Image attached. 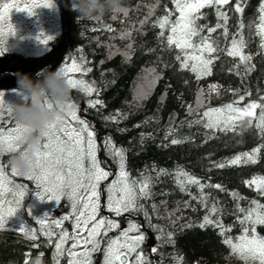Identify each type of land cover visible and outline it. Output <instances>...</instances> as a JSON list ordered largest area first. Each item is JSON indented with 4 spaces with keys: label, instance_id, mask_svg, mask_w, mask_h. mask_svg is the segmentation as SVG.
<instances>
[{
    "label": "trees",
    "instance_id": "trees-1",
    "mask_svg": "<svg viewBox=\"0 0 264 264\" xmlns=\"http://www.w3.org/2000/svg\"><path fill=\"white\" fill-rule=\"evenodd\" d=\"M238 2L242 3L244 8L242 13L234 11ZM68 3L71 11V32L66 58L71 60L76 57L79 60V57L83 56L87 61L85 67L91 68L92 71L83 76L81 73L74 75L78 79L83 78L94 83L98 90L88 96L78 89H73L70 102L77 105L79 117L85 119L95 131L99 158L107 169L114 174L118 172L116 162L104 148L105 139L111 137L117 147L127 149L126 170L130 172L132 178L138 179L142 174L153 178L152 191L155 195L151 200L142 202L148 207L150 215L151 203L157 204L158 213L153 215L152 224L160 225L166 231L172 232L175 243L160 247V242L156 239L159 233L147 227L142 214L125 213L119 217L121 229L127 226L129 219L137 221L142 226V231L147 236L142 248L154 264H159L160 253L164 254V264H174L170 254L182 255L183 264H243L235 258L226 259L230 256V250L223 244V237L218 229L212 226L199 227L208 209L202 207L198 201L190 200L187 192L180 191L175 173L178 168H182L204 183L222 185L224 191L214 188H206L205 191L210 193L211 199L217 201L218 206L223 209L220 218L226 226L234 224L236 219L233 213L237 202L233 200L231 192H238L240 196L247 198L239 201L242 207L247 208L249 201L254 199L264 203V197L259 196L254 187L249 188L245 183L253 177L264 176V149L261 150L255 164L241 163L224 168L213 166L226 162L235 155L250 152L254 147L264 143V138L260 137L255 129L243 134H234L214 132L205 129L203 124L193 123L189 127V122L199 119V116L188 112V106L197 108V96L201 89L204 91V104L199 111L206 110L208 106L220 107L231 103L234 98L238 99L233 94L237 89L240 94L246 90L252 93L250 97L245 96L240 102L241 107L264 96V49L260 46L261 38L257 34V26L260 23L259 6L264 0H230V4L224 6L229 15V37L227 41L220 37V47L222 49L230 47L233 34L240 32L246 41L244 52L252 56L249 65H254L253 70L245 74L244 65H240L237 70L241 75H237L236 70L231 69L239 64V58L229 57L226 52L221 51L215 54L217 58L214 60L211 75L199 80L196 79L195 73L182 69L175 60L178 49L161 46L158 40L160 29L153 27L157 17L165 15L166 10L174 9L172 0H159L158 6L154 9L153 5H156L157 0H124L126 16L124 13H106L99 19V23L75 11L72 8V0H68ZM201 12L205 14V18L199 20V24L214 26L217 23L213 8H204ZM114 15L116 19L112 18ZM146 18L147 22L141 24ZM175 18L174 13L172 19ZM241 22L244 24L243 29L238 28ZM93 27L98 30L93 31ZM106 27H111L113 31H106ZM124 32L130 35L122 39L121 33ZM221 32L222 30L218 29L212 36L214 38L220 36ZM167 34L168 31L165 29V35ZM236 38L239 39V36ZM57 41L49 42L50 48ZM10 53L19 54L28 60L40 55L17 51ZM152 69L156 70L155 73L151 71ZM155 76L159 78L151 84L150 81ZM213 84L220 86L219 95L208 92L209 86ZM142 89L145 95L140 99L138 97ZM90 99H99L103 103L91 108L86 103ZM256 112L259 114V109ZM113 115L117 116V120L105 119ZM8 122L12 123L9 119ZM120 129L126 131L121 132ZM172 139L182 142L173 145ZM11 155L6 153L2 158L6 165ZM6 168L10 171L9 166ZM161 168L168 170L169 175L157 177L156 172ZM113 178L114 176H111L108 181L101 183L102 191ZM13 179L27 186L22 214L29 225L36 226L37 222H33L34 219L27 211L31 193L35 191V183L20 175H14ZM190 188L192 194H197L195 186ZM162 201L166 203H161ZM185 201H190L191 206L184 207ZM60 205L58 207L60 211L71 212L70 203L65 197ZM185 224H190L191 227H183ZM66 227L65 230L71 233L72 221H69ZM119 231L114 230L109 236L114 237ZM257 231L264 235V226H257ZM37 233V239L30 240L24 235L0 230V264H25V253L30 254L28 264L38 255L42 257L44 264H67V256L61 257L58 261L54 259L56 238L52 237L49 240L42 236L39 230ZM239 233V225L234 226L231 235L235 237ZM70 244L71 241L65 248ZM154 246L158 248L156 253L151 252ZM103 255V251L94 253V264H101Z\"/></svg>",
    "mask_w": 264,
    "mask_h": 264
},
{
    "label": "snow or ice",
    "instance_id": "snow-or-ice-1",
    "mask_svg": "<svg viewBox=\"0 0 264 264\" xmlns=\"http://www.w3.org/2000/svg\"><path fill=\"white\" fill-rule=\"evenodd\" d=\"M175 5L174 9L166 10V14L157 17L153 23V27L160 29L158 40L161 46H166L168 49H178V54L175 55V60L179 62L182 69H187L196 74V79L209 76L212 73L214 60L217 58L216 53L224 51L229 57H238L239 64L234 65L237 75L241 73L237 70L240 65H244V72H251L254 65H249L252 56L245 54L246 41L240 32L234 33L230 42V47L222 49L220 47V37L225 41L229 37L228 12L224 10V6L230 4V0H172ZM159 0L153 9L158 6ZM39 7H55L51 0H45L43 4H35L33 8ZM11 4L5 3L0 11V25L6 20ZM33 8L17 10H27L29 14L35 15ZM204 8H213L217 17V23L214 26L207 24H199L198 21L205 18V14L201 12ZM235 12L242 13L244 8L242 3L238 2L234 8ZM127 15V9L123 12ZM176 18L172 19L173 14ZM260 23L258 24L257 34L261 38V48L264 49V3L259 6ZM151 15V11L149 13ZM89 20H95L99 23L96 17L84 16ZM116 19L115 15L112 17ZM147 22V18L141 21V24ZM11 28V25L8 26ZM239 29L244 28L241 22L238 24ZM165 29L168 34L165 35ZM218 29L222 32L220 36L213 37ZM93 31L98 30L93 27ZM106 31L111 32V27H106ZM0 27V34H2ZM207 35H203V33ZM13 35L15 33L13 32ZM130 35L128 32L121 33V38H127ZM239 36V39L236 37ZM112 37H110L111 39ZM54 37L47 35L41 40L47 44ZM131 48V45H129ZM8 50L7 47L0 46V55H3ZM87 61L83 56L71 58L70 63H65L61 66L68 77L69 82L73 85V89L91 96L93 92L98 91L94 83L88 82L83 78H76L75 73H81L82 76L92 71L91 68L85 67ZM155 73V69L151 70ZM155 76L151 84L158 79ZM219 87L216 84L210 85L208 92H215L219 95ZM234 97L231 103L224 104L220 107L208 106L206 110L199 111L204 104V91L199 90L197 96V108L193 109L188 106L189 114L198 115L199 119L189 122L191 124H203L205 129L232 132L234 134H243L246 131L255 129L258 135L264 138V96H260L257 100H252L245 106L241 107L240 102L245 99V96H251L250 91H245L240 94L239 89L233 93ZM6 93L0 91V121L7 117L12 121V126L6 130L0 128V229L5 228L9 218L17 213V210L22 207L21 202L28 191L25 184L14 183L9 178V173L6 171V166H10L11 173L14 175H24L16 167L11 165L9 161H3L4 155L12 154L21 148L19 141L21 140L26 128L17 121L13 116V106L5 99ZM145 93L142 89L138 98L142 99ZM91 108H96L103 101L99 99H90L86 101ZM69 111L66 116L48 124L47 130L44 133V142L38 149L39 161L29 174L28 181H34L37 189L36 194L41 200L61 201L65 197L70 203L71 212L68 215L62 216L60 219L52 220L47 223V213L39 220L40 234L51 240L56 237L54 245V259L57 261L64 256L68 257L67 264H94L93 254L103 251V259L101 264H154L145 254L142 245L146 241V233L142 231V226L135 220L129 219L127 227L121 229L119 217L127 214H142L147 227L159 233L156 236L159 241V246L164 244H174L173 233L166 231L160 225L152 224L153 215L158 213L156 203H151L150 208L152 215L148 211V207L142 201H149L155 195L152 191L154 180L151 176L141 175L138 179L132 178L130 172L126 170V152L127 149L117 147L111 137H107L104 141V148L107 150L117 164L118 172L114 174L110 169L102 167V161L98 159V145L95 139L96 133L91 125L78 116V107L75 103L69 102ZM259 109V114L256 110ZM126 118V117H121ZM105 119L117 120V116L105 117ZM255 121V123H253ZM139 125H137L138 127ZM121 132L126 129H120ZM172 131V130H170ZM143 137V134H141ZM181 140L172 139L171 144L181 143ZM264 149V143L258 147H254L250 152H244L235 155L226 162L214 164V167L224 168L229 165L255 164L260 156L261 150ZM169 175L168 170L159 169L156 176ZM114 178L108 182L103 191L101 183L108 181L109 177ZM176 184L181 192H187L190 200H196L199 204L208 209V213L204 215L203 222L199 227L205 228L212 226L219 230V234L223 237V244L230 250V256L226 259L235 258L243 264H264V235L257 231V226H264V203L259 200H250L248 207H242L239 203L241 200H246V197L240 196L238 192H231L233 200L237 203L234 208L236 217L234 224L225 225L220 215L223 209L218 206V202L211 199V194L206 192V188H214L224 191L221 184L204 183L182 168H178L176 173ZM249 188H255L259 196L264 197V176L253 177L245 181ZM190 186H195L197 194H192ZM5 193L12 195V200H7ZM47 194V195H45ZM104 195L103 208L111 213V216L101 214V196ZM168 195V193H161ZM15 203V207L11 205ZM161 203H166L162 201ZM5 205H8L5 207ZM190 201L184 202V207H190ZM31 214V209L29 210ZM171 215V213H169ZM159 219L160 217L157 216ZM71 219L73 221V230L69 233L62 226L65 221ZM179 219V218H177ZM175 223V221H173ZM239 225V235L233 237L231 235L234 226ZM183 227H191L190 224H185ZM47 229V230H45ZM54 229H59L55 231ZM120 230L118 235L110 237L109 233L114 230ZM30 240L37 239V231L35 228H25L22 226L19 229ZM136 233V234H133ZM71 241L69 247L65 245ZM104 245L102 248L101 246ZM38 247V245H33ZM77 249H80L79 251ZM158 248L152 247L151 252L156 253ZM29 253H25V264H28ZM41 255H43L41 253ZM172 255L174 264H183L184 257L178 254ZM159 264H164V254L160 253Z\"/></svg>",
    "mask_w": 264,
    "mask_h": 264
},
{
    "label": "clouds",
    "instance_id": "clouds-1",
    "mask_svg": "<svg viewBox=\"0 0 264 264\" xmlns=\"http://www.w3.org/2000/svg\"><path fill=\"white\" fill-rule=\"evenodd\" d=\"M72 8L82 16L100 19L106 13H123L126 5L124 0H72ZM17 75V91L23 100L12 104L13 116L26 130L19 141L21 148L12 153L10 163L22 174H29L39 161L38 149L44 142L48 124L69 111L73 85L61 67L43 69L35 80L29 74ZM29 264H44V261L38 255Z\"/></svg>",
    "mask_w": 264,
    "mask_h": 264
},
{
    "label": "rangeland",
    "instance_id": "rangeland-1",
    "mask_svg": "<svg viewBox=\"0 0 264 264\" xmlns=\"http://www.w3.org/2000/svg\"><path fill=\"white\" fill-rule=\"evenodd\" d=\"M44 2L45 0H0V11H2V7L5 3L12 5V8L9 9V13L6 20L3 22L2 25H0V27H2L3 29L2 34H0V46L7 47L8 50L6 52L17 51L20 53L26 52L29 54L37 55L40 52H43L45 47L48 46V43L44 44L41 42L42 39H44L47 35L53 36L55 38L57 35L62 33V21L60 10L59 6L54 0H51V2L54 4L55 7L33 8V5L43 4ZM16 8H33V11H35V15L29 14L27 10H17ZM9 25H11V28L8 27ZM13 32L15 33V35H13ZM70 62L71 60L69 59L67 63ZM0 91H4L6 93L5 99L10 104L21 102L23 100L22 94L17 91V88L0 89ZM11 124V122H8L7 117H5L4 120L0 121V128L6 130L8 127L12 126ZM97 155L98 159L100 160L98 153ZM101 166L106 167L103 163L101 164ZM6 171L9 173V178L12 179L14 183H18L13 179L14 176L7 168ZM22 176H24V178H27V174H24ZM34 188L35 191L34 193H31L30 200L27 204V211L29 213V210L31 209V214L29 215L34 219L33 222H37V225H29L22 214V208L24 207L23 203L25 201L24 199L27 195L25 193V197L21 202L22 207L17 210V213L14 216L9 218L8 224L5 226V228L0 229L1 231L24 235V233L19 230L22 226H24L25 228H35L37 232L38 230L40 232L41 225L39 224V220L43 218L45 213H47L48 216L47 223H50L52 220L55 219H60L62 216L69 214L58 209V207L61 206L60 204L64 197H62L61 201L59 202L47 199L41 200L40 197L36 194V192L42 191V189H37L36 185L34 186ZM4 196L7 200L13 199L12 195L9 193H5ZM104 199L105 197L101 196V204L104 203ZM7 206L8 205H5V207ZM11 206L15 207L16 205L15 203H13ZM101 211L104 212H101L102 215L108 216L109 212H107L106 209L102 207ZM69 221L72 220L69 219L64 222L62 226L64 229L67 228L66 226L68 225ZM56 230L59 231V229ZM77 250L79 251L80 249Z\"/></svg>",
    "mask_w": 264,
    "mask_h": 264
},
{
    "label": "water",
    "instance_id": "water-1",
    "mask_svg": "<svg viewBox=\"0 0 264 264\" xmlns=\"http://www.w3.org/2000/svg\"><path fill=\"white\" fill-rule=\"evenodd\" d=\"M60 10L62 20V39L60 43L50 53L44 56L28 60L19 54H7L0 57V75L3 73H13L0 79V89L18 88L19 73L29 74L34 80L36 73L41 69L54 63L50 70L58 68L62 61L68 44L71 32V11L68 0H54ZM49 70V71H50Z\"/></svg>",
    "mask_w": 264,
    "mask_h": 264
},
{
    "label": "flooded vegetation",
    "instance_id": "flooded-vegetation-1",
    "mask_svg": "<svg viewBox=\"0 0 264 264\" xmlns=\"http://www.w3.org/2000/svg\"><path fill=\"white\" fill-rule=\"evenodd\" d=\"M58 5V4H57ZM61 15V14H60ZM62 21V20H61ZM61 39H62V33H60L59 35H57L53 40H51V41H56V40H58L53 46H52V48H50V46H49V42H51V41H49L48 42V46H46L45 47V49H44V51H43V53L42 52H40V55H38V56H33L32 57V59L33 58H37V57H41V56H43V55H46L47 53H50L53 49H55V47L60 43V41H61ZM11 52V51H10ZM10 52H5V53H7V54H14V53H10ZM3 54V55H0V57H3V56H5V55H7V54ZM42 53V54H41ZM69 61V59L68 58H66V55H64V57H63V59H62V61L60 62V64H59V66L58 67H61L63 64H65V63H67ZM54 65V63H52V64H49L47 67H45V68H43V69H46V70H50L51 68H52V66ZM43 69H41V70H43ZM40 70V71H41ZM40 71H38L37 73H36V77H37V74L40 72ZM13 73H3V74H1L0 75V79L2 78V77H4V76H6V75H12ZM9 155H11V154H9ZM9 169H10V172H11V168H10V166H9ZM12 174V173H11ZM13 176H14V174H12ZM20 176H22V175H20ZM24 177V176H23Z\"/></svg>",
    "mask_w": 264,
    "mask_h": 264
}]
</instances>
